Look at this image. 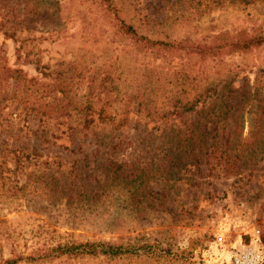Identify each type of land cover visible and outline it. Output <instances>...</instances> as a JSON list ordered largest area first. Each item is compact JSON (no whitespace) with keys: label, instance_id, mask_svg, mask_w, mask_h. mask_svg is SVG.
Here are the masks:
<instances>
[{"label":"rangeland","instance_id":"obj_1","mask_svg":"<svg viewBox=\"0 0 264 264\" xmlns=\"http://www.w3.org/2000/svg\"><path fill=\"white\" fill-rule=\"evenodd\" d=\"M89 1L0 0V20H5L7 25L16 24L11 28L12 38L0 30V55L9 66L20 67L27 76L48 82L53 81L54 74L43 77L34 62L25 61L26 52L29 53L27 58L38 56L42 65L48 64L51 68L58 62L82 60L80 56L84 54L92 60L90 53H94L98 62L106 64L105 69L115 72L108 66L110 62L100 57L104 48L112 46L103 40L95 43L92 35L82 31L83 21L97 12ZM221 1L219 5L212 0H125V3L132 21L146 16L144 19L149 20L155 31L152 36L163 37L162 32L166 30L172 37L211 40L223 30L257 28L264 31V0ZM20 45L23 47L18 50ZM137 58L150 65L157 64L164 72L178 69L182 61L176 56L153 59L144 52H139ZM213 61H218L216 68L221 77L212 78L214 87L208 102L176 116L186 137L179 145L156 148L154 122L145 116V111L138 114L132 109L136 105H130L128 125L121 137L131 138L133 143L107 154L114 152L118 161L126 160L122 172L137 175L136 178L127 176V180L116 179L115 192L111 189L98 200L91 199L105 180L104 169L95 168L103 161H96L85 167L89 172L94 171V179L81 172L75 182L77 189L72 184L71 190L61 194H44L33 187L34 190L28 189L18 196L2 197L8 201L0 204V260L11 257L12 250L26 255L58 242L102 240L148 244L155 250H163V254L150 252L115 259L62 257L43 264H233L232 251L248 246L251 233L257 229L260 242L254 248L262 256L258 264H264V159L255 162L247 158L261 129L251 127L249 118L254 116V109L247 103L251 102L257 85L256 74L264 71V45L244 54L222 55ZM208 65L212 66V59ZM103 74L97 75L96 83ZM76 80L77 85L79 80ZM105 82L109 84L108 80ZM10 89L11 83L7 91ZM228 90L236 91L231 93L233 98L219 96ZM85 92V87L81 86L75 99L84 100ZM110 95H115V90ZM212 100H215L213 104L219 100L233 104L224 129L221 124L213 129L210 121L204 126L205 119L212 116ZM241 118L245 121L241 122ZM213 135L223 137L220 144L213 143ZM86 139L92 137L82 140ZM188 139L191 141L186 143ZM30 143L43 154L39 159L46 154L68 155L71 159L66 161L67 165L83 151L71 152V145L64 137L49 144L37 141L35 146L32 139ZM85 148L86 154L94 149L91 144ZM234 153L238 155L233 156ZM30 167L43 168L35 164ZM62 169L59 186L71 182L68 168ZM24 180V175L20 174L15 182L21 184ZM78 190H86L87 199L78 201ZM18 264L36 263L22 261Z\"/></svg>","mask_w":264,"mask_h":264},{"label":"trees","instance_id":"obj_2","mask_svg":"<svg viewBox=\"0 0 264 264\" xmlns=\"http://www.w3.org/2000/svg\"><path fill=\"white\" fill-rule=\"evenodd\" d=\"M212 1L216 5L222 3L221 0ZM241 1L248 3L245 0ZM89 5H93L97 12L93 17L90 16L83 21L82 31L92 35L95 43L103 40L112 46L111 49L104 48L102 51L104 54L100 57L109 61L108 66H112L115 72L105 69L106 64L98 62L94 53H90L92 60L86 58L85 55L88 54H84L80 56L82 60L58 62L55 68H51L48 64L42 65L38 56L27 58L29 53L26 52L25 61L34 62L36 70L43 77H51V74H54L51 77L53 81L48 82L35 76H27L20 67L9 66L4 56L0 55L1 205L8 201L2 197L18 196L31 188L44 194L54 192L61 194L69 191L72 184L73 188L77 185L75 182L81 172L94 174L93 170L89 172L85 167L96 161H103L95 168L104 169L105 180L98 186L100 195L97 196L96 189L91 199H99L102 193L109 194L111 189L112 193L115 192L116 179L121 177L127 180V176L134 175L136 178L137 175L133 172H122L126 160L121 158L118 161L114 152L107 154V151L133 143L131 138L125 140L121 137L122 130L128 125L131 104L136 105L132 108L137 111L136 113L145 111V116L154 122L156 148L159 146L167 148L166 146L170 144L179 145L186 137H183L176 116L194 111L199 103L208 102L214 87L211 86L212 78L221 77L219 69L216 68L218 61L213 60L230 53H248L264 45V31L257 28H242L234 32L223 30L214 34L211 40L188 36L172 37L166 30L162 32L163 37L152 36L155 31L151 28L149 20L144 19L146 17L144 16L142 19L132 21L128 16L125 0H90ZM5 22L0 20V30L5 36L12 38L14 32L11 28L16 24L7 25ZM104 37L108 39L105 40ZM21 47L23 46L20 45L18 50ZM139 52L149 53L153 59L161 57L165 60L176 56L182 61L178 69L164 72L157 64L150 65L144 60L138 61ZM211 59L212 66L208 65ZM43 68L48 71L42 70ZM101 72L104 74L96 83L95 79ZM112 73L113 75L115 73V77ZM255 78L257 85L251 95V102L247 105L254 109V116L249 118L251 127L253 125L255 129H261L254 149L247 158L256 162L264 159V71L258 72ZM76 79L79 80L77 85ZM106 80L109 81L108 85ZM229 81L230 79L227 83ZM10 83L11 89L8 92L7 87ZM81 86L86 89L84 100H79V97L75 99ZM72 90L74 92L70 94ZM112 90H115V95H110ZM235 92L228 90L225 95L219 96L233 98L231 93ZM101 93L103 97H100ZM159 98L162 100L159 101ZM214 102L215 100H212V104ZM232 107V103L222 100L213 104L212 116L205 119L204 126L210 121L213 129H217L219 124L224 129ZM242 121L245 119L241 118ZM89 136L92 139L82 140ZM63 137L68 139L71 152L83 150L82 155L72 158L69 165L66 164V161L71 159L68 155L46 154L44 158L39 159L43 154L37 150L38 148H32L30 143L32 139L35 146L37 141L49 144ZM227 137L226 133L224 138ZM212 138L214 144H220V138L223 137L213 135ZM190 141L191 139H188L186 143ZM90 144L94 149L86 154L85 145ZM236 155L238 154H233ZM31 164L41 165L43 168L35 169L30 167ZM28 167L30 170H27ZM62 168H68L67 174L71 182L59 186V178L64 170ZM20 174L24 175L25 180L21 184H16V176ZM76 193L79 196L78 201L87 199L86 190H78ZM150 252L163 254V250H155L148 244L69 240L36 248L26 255L16 254L12 250L13 255L0 260V264H18L22 261L43 264L62 257L115 259Z\"/></svg>","mask_w":264,"mask_h":264},{"label":"built area","instance_id":"obj_3","mask_svg":"<svg viewBox=\"0 0 264 264\" xmlns=\"http://www.w3.org/2000/svg\"><path fill=\"white\" fill-rule=\"evenodd\" d=\"M260 242L259 230H254L251 233L248 246L235 248L232 251L231 257L233 264H258L262 260V256L258 249L254 247Z\"/></svg>","mask_w":264,"mask_h":264}]
</instances>
